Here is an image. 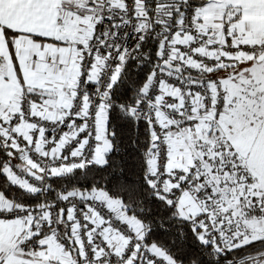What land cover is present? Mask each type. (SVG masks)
Masks as SVG:
<instances>
[{"label": "snow or ice", "instance_id": "snow-or-ice-1", "mask_svg": "<svg viewBox=\"0 0 264 264\" xmlns=\"http://www.w3.org/2000/svg\"><path fill=\"white\" fill-rule=\"evenodd\" d=\"M0 264H264V0H0Z\"/></svg>", "mask_w": 264, "mask_h": 264}]
</instances>
